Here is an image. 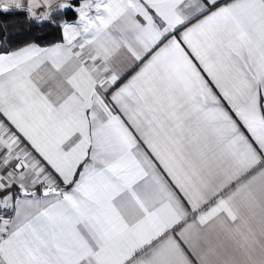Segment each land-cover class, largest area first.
Returning <instances> with one entry per match:
<instances>
[{"label": "snow or ice", "instance_id": "1", "mask_svg": "<svg viewBox=\"0 0 264 264\" xmlns=\"http://www.w3.org/2000/svg\"><path fill=\"white\" fill-rule=\"evenodd\" d=\"M0 264H264V0H0Z\"/></svg>", "mask_w": 264, "mask_h": 264}, {"label": "trees", "instance_id": "2", "mask_svg": "<svg viewBox=\"0 0 264 264\" xmlns=\"http://www.w3.org/2000/svg\"><path fill=\"white\" fill-rule=\"evenodd\" d=\"M5 19L8 20L13 25L15 24V21L11 17H5ZM25 35H27L31 39H39L45 43L59 39V34L49 28H43L40 30L34 29L31 33H25Z\"/></svg>", "mask_w": 264, "mask_h": 264}, {"label": "crops", "instance_id": "3", "mask_svg": "<svg viewBox=\"0 0 264 264\" xmlns=\"http://www.w3.org/2000/svg\"><path fill=\"white\" fill-rule=\"evenodd\" d=\"M23 38L24 39H29V37L27 35H24Z\"/></svg>", "mask_w": 264, "mask_h": 264}]
</instances>
